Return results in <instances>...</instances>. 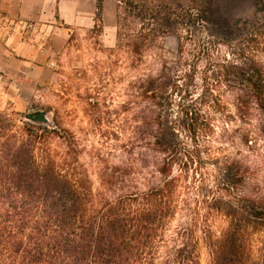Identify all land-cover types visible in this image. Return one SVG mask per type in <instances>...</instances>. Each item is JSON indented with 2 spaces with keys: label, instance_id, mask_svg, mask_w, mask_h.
I'll return each instance as SVG.
<instances>
[{
  "label": "rangeland",
  "instance_id": "1",
  "mask_svg": "<svg viewBox=\"0 0 264 264\" xmlns=\"http://www.w3.org/2000/svg\"><path fill=\"white\" fill-rule=\"evenodd\" d=\"M139 1L180 5L191 15L172 28L154 30L141 43L133 39L142 21L126 15L120 0H104L101 20L97 0H0V110L15 129H48L40 149L58 161L67 157L98 194L105 191V165L129 161L125 148L137 153L149 147L144 123L149 100L139 83L172 67L178 82H189L183 89L192 99L201 100L209 86L211 104L202 111L213 116L214 128L199 132L197 143L179 129L187 149H200L197 168L180 181L191 190L180 186L179 199L196 206L206 193L199 190L205 181L214 196L229 200L220 186L224 167L234 164L244 180L238 195L264 201V113L246 80L226 68L239 62L259 66L264 74V0ZM173 99L177 115L180 96ZM39 112L44 122L29 117ZM172 173L185 172L175 165ZM211 215L208 224L216 233L229 225L224 214ZM190 220L178 214L171 227ZM252 240L261 247L264 231L253 233ZM201 244L202 264H210Z\"/></svg>",
  "mask_w": 264,
  "mask_h": 264
},
{
  "label": "trees",
  "instance_id": "2",
  "mask_svg": "<svg viewBox=\"0 0 264 264\" xmlns=\"http://www.w3.org/2000/svg\"><path fill=\"white\" fill-rule=\"evenodd\" d=\"M120 1L126 15L142 21L133 39L141 43L154 30L172 28L191 15L189 8L170 3ZM96 9L101 20L104 0H97ZM226 68L246 80L264 113L262 68L239 62ZM172 69L164 67L139 83L149 100L144 119L149 147L137 153L125 148L129 161L105 165V191L98 194L67 157L58 161L40 149L48 129H15L10 115L0 110V264H202V242L210 264H264V240L258 249L252 242L253 233L264 231V201L238 195L244 181L239 166L224 167L220 188L229 200L214 196L202 180L199 190L208 195L203 193L196 206L179 199L180 186L185 193L191 190L180 184L181 178L197 168L200 157L199 146L185 147L179 129L189 131L197 143L199 132L214 128L213 116L202 111V105L211 104L209 86L201 100L192 99L183 89L189 82H178ZM175 95L180 96L177 115L172 112ZM175 165L184 175L173 176ZM149 167L153 172L145 170ZM213 212L230 219L219 233L208 224ZM178 214L191 220L172 229Z\"/></svg>",
  "mask_w": 264,
  "mask_h": 264
},
{
  "label": "water",
  "instance_id": "3",
  "mask_svg": "<svg viewBox=\"0 0 264 264\" xmlns=\"http://www.w3.org/2000/svg\"><path fill=\"white\" fill-rule=\"evenodd\" d=\"M31 119H36V120H43L45 119V114L44 113H36L35 115H30L29 116Z\"/></svg>",
  "mask_w": 264,
  "mask_h": 264
}]
</instances>
